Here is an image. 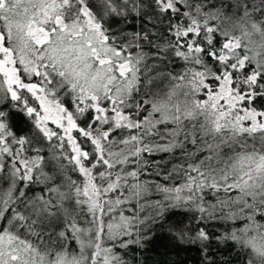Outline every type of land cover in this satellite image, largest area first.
Masks as SVG:
<instances>
[{
    "label": "snow or ice",
    "instance_id": "obj_1",
    "mask_svg": "<svg viewBox=\"0 0 264 264\" xmlns=\"http://www.w3.org/2000/svg\"><path fill=\"white\" fill-rule=\"evenodd\" d=\"M169 215L264 264V0H0V264H143Z\"/></svg>",
    "mask_w": 264,
    "mask_h": 264
},
{
    "label": "trees",
    "instance_id": "obj_2",
    "mask_svg": "<svg viewBox=\"0 0 264 264\" xmlns=\"http://www.w3.org/2000/svg\"><path fill=\"white\" fill-rule=\"evenodd\" d=\"M188 225V219L181 215H169L164 220L158 221L153 226V239L143 250H133L130 257L134 255L135 261L143 264H199V253L195 249L178 247L172 238L170 229L184 228ZM233 255L227 249H221L217 253L227 258Z\"/></svg>",
    "mask_w": 264,
    "mask_h": 264
}]
</instances>
